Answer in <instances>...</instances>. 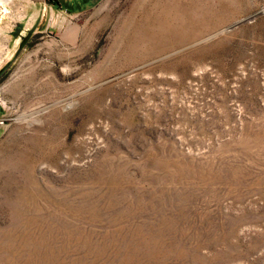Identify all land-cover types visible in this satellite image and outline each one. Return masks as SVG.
Masks as SVG:
<instances>
[{
    "label": "rangeland",
    "instance_id": "obj_1",
    "mask_svg": "<svg viewBox=\"0 0 264 264\" xmlns=\"http://www.w3.org/2000/svg\"><path fill=\"white\" fill-rule=\"evenodd\" d=\"M0 264H264V0L0 6Z\"/></svg>",
    "mask_w": 264,
    "mask_h": 264
},
{
    "label": "bare ground",
    "instance_id": "obj_2",
    "mask_svg": "<svg viewBox=\"0 0 264 264\" xmlns=\"http://www.w3.org/2000/svg\"><path fill=\"white\" fill-rule=\"evenodd\" d=\"M10 0H0V6L8 4Z\"/></svg>",
    "mask_w": 264,
    "mask_h": 264
}]
</instances>
